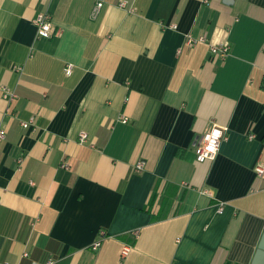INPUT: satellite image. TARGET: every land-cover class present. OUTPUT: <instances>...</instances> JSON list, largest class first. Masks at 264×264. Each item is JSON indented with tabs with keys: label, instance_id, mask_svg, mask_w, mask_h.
I'll list each match as a JSON object with an SVG mask.
<instances>
[{
	"label": "crops",
	"instance_id": "crops-1",
	"mask_svg": "<svg viewBox=\"0 0 264 264\" xmlns=\"http://www.w3.org/2000/svg\"><path fill=\"white\" fill-rule=\"evenodd\" d=\"M97 1L0 0V264H251L264 234V0H129L133 12L103 0L91 18ZM46 9L54 32L38 37ZM224 29L225 60L185 43ZM213 124L227 138L199 162Z\"/></svg>",
	"mask_w": 264,
	"mask_h": 264
},
{
	"label": "built area",
	"instance_id": "built-area-1",
	"mask_svg": "<svg viewBox=\"0 0 264 264\" xmlns=\"http://www.w3.org/2000/svg\"><path fill=\"white\" fill-rule=\"evenodd\" d=\"M103 5H104L103 0H98L96 2L91 13V18H96L98 16L99 11ZM117 6L128 12L135 11V8L130 4L129 0H119L117 2ZM34 23L37 27L38 37H50L53 34L54 32L53 14L49 9H46L38 13V15L34 19ZM169 26L175 29L178 27L176 23H173ZM185 43L188 46H194L197 43H207L209 44L212 58L219 57L222 60L226 59V57L230 54L232 48L231 42L229 40V29H224L222 31L221 39H219L218 41H211L205 35L195 36L193 34H188L186 36ZM73 66H74L73 63L66 64L64 69L66 75H70L72 73ZM19 69L21 70L22 68L20 67ZM2 87L5 90L6 95H8L11 100L17 96L15 91H10L5 86ZM34 121H35V116L31 115L29 119L23 120L21 124L24 128H28L34 124ZM122 121L127 122L128 119L126 117H122ZM214 130L220 133L218 137L212 135ZM227 132H228V127L219 126L217 124H213L207 131H205L196 143V147H195L196 160L199 162H203L206 160H214L220 151L222 142L227 138ZM5 137H6V132L0 129V141L5 139ZM251 137H253V135ZM87 138L88 135L85 132H82L80 134L81 142H85ZM62 166L65 168H69L66 162L62 163ZM136 168L138 171L142 170L143 162H139ZM256 172L257 175L261 177L264 173V166L262 164L257 165ZM223 211H224V203L221 202L218 205L217 212L222 213ZM105 234L106 233L104 230L100 231L99 237L91 245V249L93 251H98ZM139 236H140V229L137 228L131 231V237L133 239H137L139 238ZM130 251H131V243L124 244L122 249V256L126 257L130 253ZM45 264H52V261L49 260Z\"/></svg>",
	"mask_w": 264,
	"mask_h": 264
},
{
	"label": "water",
	"instance_id": "water-1",
	"mask_svg": "<svg viewBox=\"0 0 264 264\" xmlns=\"http://www.w3.org/2000/svg\"><path fill=\"white\" fill-rule=\"evenodd\" d=\"M251 264H264V234Z\"/></svg>",
	"mask_w": 264,
	"mask_h": 264
},
{
	"label": "trees",
	"instance_id": "trees-1",
	"mask_svg": "<svg viewBox=\"0 0 264 264\" xmlns=\"http://www.w3.org/2000/svg\"><path fill=\"white\" fill-rule=\"evenodd\" d=\"M154 194L151 196V199H150V201H149V205H151L152 204V202H153V199H154ZM226 264H231V263H226Z\"/></svg>",
	"mask_w": 264,
	"mask_h": 264
},
{
	"label": "clouds",
	"instance_id": "clouds-1",
	"mask_svg": "<svg viewBox=\"0 0 264 264\" xmlns=\"http://www.w3.org/2000/svg\"><path fill=\"white\" fill-rule=\"evenodd\" d=\"M212 135L218 137V136L220 135V133H219V132H216V131L214 130L213 133H212Z\"/></svg>",
	"mask_w": 264,
	"mask_h": 264
}]
</instances>
